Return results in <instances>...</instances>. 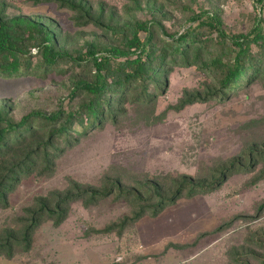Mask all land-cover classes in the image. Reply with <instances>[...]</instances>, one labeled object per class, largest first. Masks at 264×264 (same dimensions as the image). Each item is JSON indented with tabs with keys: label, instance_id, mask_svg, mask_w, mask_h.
I'll return each instance as SVG.
<instances>
[{
	"label": "rangeland",
	"instance_id": "rangeland-1",
	"mask_svg": "<svg viewBox=\"0 0 264 264\" xmlns=\"http://www.w3.org/2000/svg\"><path fill=\"white\" fill-rule=\"evenodd\" d=\"M74 1L106 24L155 16L168 33L182 32L190 25L188 17L200 10L218 14L230 33L247 32L257 14L253 0ZM1 9L52 22L70 47L104 34L56 1L0 0ZM203 65L166 66L162 86L150 87L155 91L150 104L127 103L115 121L91 127L64 145L50 170L36 169L13 183L0 202V240L11 234L19 244L12 256L0 255V264H264V72L225 98L185 103L186 96L213 91V77ZM69 91V74L0 78V102L12 104L15 120L32 110L67 107ZM231 159L257 164L248 172L236 165L215 188L184 193L159 214L128 223L121 234L111 226L133 216L129 194L54 207L74 183L102 189L115 177L129 189L144 181L161 185L179 175L209 181L220 177ZM42 202L52 211L64 208V217L40 218L25 247V225L37 217ZM146 205L151 204L140 203Z\"/></svg>",
	"mask_w": 264,
	"mask_h": 264
},
{
	"label": "trees",
	"instance_id": "trees-1",
	"mask_svg": "<svg viewBox=\"0 0 264 264\" xmlns=\"http://www.w3.org/2000/svg\"><path fill=\"white\" fill-rule=\"evenodd\" d=\"M42 1H56L62 7L81 13L78 18L86 19L83 23L99 26L104 34H92L78 47H70L63 42L61 30L52 22L25 15H7L1 9L0 78H47L52 73L69 74L70 94L67 107L60 106L51 112L32 110L18 120L11 115L12 104L8 100L0 102V202L5 201L8 190L22 175L39 168L41 172L50 170L63 146L87 129L108 120L115 121L129 102L137 106L150 104L155 95L150 87L157 90L162 86L161 77L168 65L205 62L203 67L213 77L211 93L202 97L186 96L185 103L204 97L225 98L264 72V17L261 16L264 0H253L257 14L250 29L240 33L226 31L220 16L206 10L191 14L188 17L190 25L182 32L168 33L155 16L150 20L106 24L91 16L90 7H84L80 1V4L74 0ZM260 152L249 150V153ZM262 158L264 160V154ZM239 160H229L222 167L220 177L215 180L212 177L209 181L179 175L165 179L161 185L144 181L138 188L129 189L115 177H110L102 189L74 183L54 207L61 208L76 199L88 204L114 192L129 194L135 208L133 216L111 226L118 228L117 233L121 234L128 223L144 215L159 214L182 194L211 190L237 166L248 172L257 164L256 160L248 164ZM144 195L147 198L143 199ZM141 202L151 205L140 206ZM34 214L37 217L25 225L21 239L25 247L40 218L52 216L58 222L65 212L64 208L52 211L47 202H42ZM17 240L11 234L2 237L0 255L12 256L13 245L19 244Z\"/></svg>",
	"mask_w": 264,
	"mask_h": 264
}]
</instances>
